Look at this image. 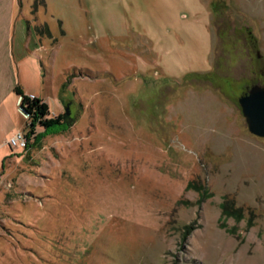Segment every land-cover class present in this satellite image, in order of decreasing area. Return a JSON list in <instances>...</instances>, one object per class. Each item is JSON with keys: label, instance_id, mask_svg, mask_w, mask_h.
<instances>
[{"label": "rangeland", "instance_id": "obj_1", "mask_svg": "<svg viewBox=\"0 0 264 264\" xmlns=\"http://www.w3.org/2000/svg\"><path fill=\"white\" fill-rule=\"evenodd\" d=\"M0 29L65 123L11 148L28 115L0 112V264H264L238 103L264 85V0H0Z\"/></svg>", "mask_w": 264, "mask_h": 264}, {"label": "crops", "instance_id": "obj_2", "mask_svg": "<svg viewBox=\"0 0 264 264\" xmlns=\"http://www.w3.org/2000/svg\"><path fill=\"white\" fill-rule=\"evenodd\" d=\"M10 36L9 32L5 33L0 29V112L8 111V103L10 104L12 100L14 103L17 101L19 103V97L13 90L17 84L24 93L36 95L29 87V84L35 80L34 74L25 75L27 70L32 71L30 70L32 65L29 64L28 68L24 64L28 59V61L35 59L34 55L27 47L22 48L20 43L16 45L15 40ZM3 120L8 121V118L5 117Z\"/></svg>", "mask_w": 264, "mask_h": 264}, {"label": "trees", "instance_id": "obj_3", "mask_svg": "<svg viewBox=\"0 0 264 264\" xmlns=\"http://www.w3.org/2000/svg\"><path fill=\"white\" fill-rule=\"evenodd\" d=\"M14 92L19 97V106L24 109L28 115L29 130L26 132L27 144L38 141L42 135L59 130L65 126L62 114L49 115V106L46 101L36 95H28L23 92L22 88L17 84ZM38 124L42 131L35 133L34 125ZM221 213L223 216H233L236 219L243 217L242 207L233 204L229 199H223L220 203ZM250 224V222H249Z\"/></svg>", "mask_w": 264, "mask_h": 264}, {"label": "water", "instance_id": "obj_4", "mask_svg": "<svg viewBox=\"0 0 264 264\" xmlns=\"http://www.w3.org/2000/svg\"><path fill=\"white\" fill-rule=\"evenodd\" d=\"M257 56L260 54L257 53ZM238 103L248 130L256 136L264 137V85L259 82L246 84L244 92L238 96Z\"/></svg>", "mask_w": 264, "mask_h": 264}, {"label": "built area", "instance_id": "obj_5", "mask_svg": "<svg viewBox=\"0 0 264 264\" xmlns=\"http://www.w3.org/2000/svg\"><path fill=\"white\" fill-rule=\"evenodd\" d=\"M6 143L11 148H25L27 144L26 132L22 130L14 131L6 140Z\"/></svg>", "mask_w": 264, "mask_h": 264}]
</instances>
